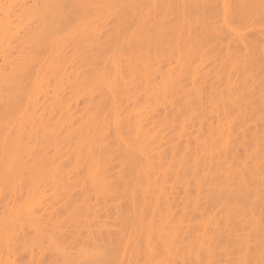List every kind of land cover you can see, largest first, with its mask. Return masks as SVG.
I'll use <instances>...</instances> for the list:
<instances>
[{"label": "bare ground", "instance_id": "1", "mask_svg": "<svg viewBox=\"0 0 264 264\" xmlns=\"http://www.w3.org/2000/svg\"><path fill=\"white\" fill-rule=\"evenodd\" d=\"M0 264H264V0H0Z\"/></svg>", "mask_w": 264, "mask_h": 264}]
</instances>
